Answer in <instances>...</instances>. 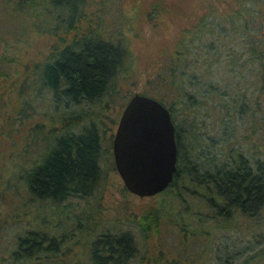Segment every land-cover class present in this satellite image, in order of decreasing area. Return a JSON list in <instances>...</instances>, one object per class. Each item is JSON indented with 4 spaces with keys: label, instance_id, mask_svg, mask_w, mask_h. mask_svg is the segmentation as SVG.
<instances>
[{
    "label": "rangeland",
    "instance_id": "rangeland-1",
    "mask_svg": "<svg viewBox=\"0 0 264 264\" xmlns=\"http://www.w3.org/2000/svg\"><path fill=\"white\" fill-rule=\"evenodd\" d=\"M100 9L101 33L113 43L120 41L127 52L117 82L121 95L155 98L151 94L158 90L160 76L168 79L173 67L180 71L177 65L183 63L176 59L181 56L189 61L187 74L193 78L184 80L187 105L180 112V128L198 127L216 161L235 151L245 153L246 160L264 162V72L259 70L264 45L255 49L248 43L264 35V0H103ZM208 42L217 46L218 62L211 70L204 68L206 64L193 65V55L203 57L200 46ZM52 44L44 31L31 27L0 0V57L7 58L0 66L7 75L0 77V251L10 246L17 232L35 227L45 231L46 242L53 240L58 250L55 260L42 257L40 264H92L93 243L107 233H127L134 243V255L122 264H264L250 258L260 251L264 258V206L255 217L233 215L222 228L224 221L219 223L212 214L213 220L201 230L196 228L198 213L201 218L212 213L201 199V189L179 187L177 193L187 197L186 203L176 197L175 188L149 198L124 188L112 157L117 108L105 101L89 106L52 104L39 79ZM208 83L214 89H208ZM29 104L45 109L47 117L29 111ZM18 105L25 108L21 125L10 121L18 116ZM82 112L100 116L96 188L89 196L55 205L34 199L25 189V176L45 149L44 133L50 125L55 133L60 131V121ZM149 208L163 213L156 236L150 227L146 234L141 229L140 220ZM110 264L117 263L112 259Z\"/></svg>",
    "mask_w": 264,
    "mask_h": 264
},
{
    "label": "trees",
    "instance_id": "trees-1",
    "mask_svg": "<svg viewBox=\"0 0 264 264\" xmlns=\"http://www.w3.org/2000/svg\"><path fill=\"white\" fill-rule=\"evenodd\" d=\"M5 1L13 14L29 20L31 27L37 31H44L53 40L51 49L39 68L41 86L50 93L49 100L52 104L89 106L105 101L106 104L111 103L117 108L118 115L121 114L127 101L132 97L131 94L121 95L117 85L118 77L126 63L127 52L120 41L113 43L111 38L100 31L102 23L100 8L103 0ZM43 14L46 18L40 19ZM248 43L251 48L256 45V49L257 45H264V35L259 41L250 39ZM200 47L205 53L203 57L197 53V57L193 55V65L206 64L204 68L211 70L213 64L218 62L215 53L217 46L213 42H208ZM259 53L264 58V52ZM181 59L182 57L178 56L176 62H182L187 69L183 70L182 64L178 63L180 71L173 67L170 69L168 79L160 76V82H157L159 88L151 94L155 96L152 99L157 100L169 111L175 127L176 169L173 180L165 191L175 188L177 193L179 187L186 191L189 189L203 191L201 199L206 202L212 213L203 218L198 213L196 228L201 230L213 220L210 219L212 214L213 217L216 215L217 219L219 218V223L224 221L221 228L227 226L226 222L235 214L255 217L264 206V162L259 159V161L246 160L245 153L235 151L227 152L222 161H216L217 158L207 149L209 144L206 143L207 140L198 127L190 124L180 128L178 119L183 115L180 112L187 105L184 80L193 78V75L187 74L191 66L189 61ZM210 59L213 63H210ZM5 60L7 62V58L0 57V66ZM259 67V70L264 72V63L260 61ZM2 76L7 77L5 72H0V77ZM9 87L20 91L23 89L20 85ZM208 89H214V85L208 83ZM207 93V91L203 92V94ZM41 109L32 107V104L28 106L29 111L40 112L39 114L46 118L47 112ZM16 110L18 116L15 115L16 117L10 121L12 124L21 125L25 108L18 105ZM49 116L51 121L53 116ZM99 118L100 116H92L89 112L70 115L60 121L62 128L56 133L50 125L48 133H44L41 139L45 149L40 154V160L30 167L25 176V189L30 196L38 201L55 205L70 197L91 195L100 178L102 136L97 125ZM87 120L88 123L83 125ZM42 124L44 123L37 126H43ZM81 125L83 127L76 130ZM215 170L219 181L217 195L213 185ZM230 172L235 176L232 194H228L226 182V173ZM244 173L248 174L246 184L241 179ZM176 197L188 202L187 197L179 191ZM185 212L189 214L188 211ZM161 218L163 213L159 209H147L140 220L144 225L143 228L140 226L142 231L146 234L150 227L149 231L154 230L153 235L156 236ZM1 225L2 217H0ZM184 226L180 229L182 230ZM43 232L45 231H38L35 227L21 233L17 232L10 246L2 247L0 264H40L42 257L55 260L58 253L56 245L53 244V240L47 243ZM97 238L92 246V264H110L112 259L117 264H122L135 253L134 243L127 233L119 235L107 233L98 235ZM45 243L47 246L44 247ZM262 253L263 251H260L250 258L264 261Z\"/></svg>",
    "mask_w": 264,
    "mask_h": 264
},
{
    "label": "water",
    "instance_id": "water-1",
    "mask_svg": "<svg viewBox=\"0 0 264 264\" xmlns=\"http://www.w3.org/2000/svg\"><path fill=\"white\" fill-rule=\"evenodd\" d=\"M112 157L130 194L149 198L165 191L177 162L175 127L169 111L155 99L134 94L120 114Z\"/></svg>",
    "mask_w": 264,
    "mask_h": 264
},
{
    "label": "flooded vegetation",
    "instance_id": "flooded-vegetation-1",
    "mask_svg": "<svg viewBox=\"0 0 264 264\" xmlns=\"http://www.w3.org/2000/svg\"><path fill=\"white\" fill-rule=\"evenodd\" d=\"M217 172L215 170V176H214V180H213V185H214V189H215V195H217V191H218V176H217ZM234 173L233 172H230V173H226V182H227V186H228V194H232V186H233V179H234ZM241 179L242 181L246 184L247 183V180H248V174L247 173H244L242 176H241ZM246 188V186H244ZM217 197V196H216ZM230 197H232L230 195ZM217 199V198H216Z\"/></svg>",
    "mask_w": 264,
    "mask_h": 264
}]
</instances>
